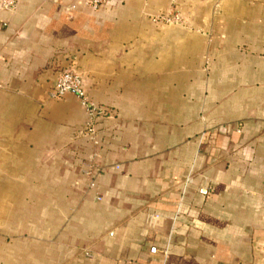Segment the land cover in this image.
Masks as SVG:
<instances>
[{
  "label": "crops",
  "instance_id": "1",
  "mask_svg": "<svg viewBox=\"0 0 264 264\" xmlns=\"http://www.w3.org/2000/svg\"><path fill=\"white\" fill-rule=\"evenodd\" d=\"M0 264H264V0L0 9Z\"/></svg>",
  "mask_w": 264,
  "mask_h": 264
},
{
  "label": "built area",
  "instance_id": "2",
  "mask_svg": "<svg viewBox=\"0 0 264 264\" xmlns=\"http://www.w3.org/2000/svg\"><path fill=\"white\" fill-rule=\"evenodd\" d=\"M106 0H84V6L91 8L93 10L98 9ZM18 0H0V9L2 10H13L17 6ZM69 9H74V5H70ZM151 20L155 23L171 25V24H184V19L180 12L178 11H169L167 13H158L151 17ZM72 93L74 94L81 102L88 114V120L84 125V134L92 141L96 142V120L103 116L106 113L105 108H100L99 106L90 102L87 98L83 81L80 75L74 70H64L60 72L57 76L56 81L54 82L53 88L49 92L51 98H60L65 94ZM86 165V164H85ZM89 168H92V165H88ZM88 173V172H86ZM89 185L92 187L95 185L93 181H90ZM201 193H206V189H200ZM95 198L97 200L101 199L100 194H96ZM151 253H155L157 248L151 246L149 248Z\"/></svg>",
  "mask_w": 264,
  "mask_h": 264
},
{
  "label": "rangeland",
  "instance_id": "3",
  "mask_svg": "<svg viewBox=\"0 0 264 264\" xmlns=\"http://www.w3.org/2000/svg\"><path fill=\"white\" fill-rule=\"evenodd\" d=\"M96 142H97V140H96ZM96 142H93V144L94 143H96ZM86 162V161H85ZM86 164V163H85ZM86 166V165H85ZM96 199V198H95ZM97 200V199H96ZM46 240H43V242H45ZM46 243V242H45ZM85 254H86V256L87 257H92L93 255L91 254V253H88V252H85Z\"/></svg>",
  "mask_w": 264,
  "mask_h": 264
}]
</instances>
